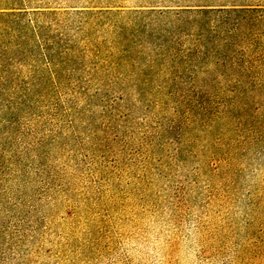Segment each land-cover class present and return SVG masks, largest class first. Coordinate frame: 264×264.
<instances>
[{
    "label": "rangeland",
    "instance_id": "1",
    "mask_svg": "<svg viewBox=\"0 0 264 264\" xmlns=\"http://www.w3.org/2000/svg\"><path fill=\"white\" fill-rule=\"evenodd\" d=\"M194 5L264 0H0L40 27L7 59L23 78L35 42L86 54L69 83L0 94V264H264V78L206 96L89 75L123 26L148 62L161 39L132 10Z\"/></svg>",
    "mask_w": 264,
    "mask_h": 264
},
{
    "label": "trees",
    "instance_id": "2",
    "mask_svg": "<svg viewBox=\"0 0 264 264\" xmlns=\"http://www.w3.org/2000/svg\"><path fill=\"white\" fill-rule=\"evenodd\" d=\"M132 12L153 16L155 32L151 34L161 39L149 52L148 62H131L142 53L128 44L129 35L138 29L123 26L117 35L114 52L118 61L109 65L95 64L88 70L93 78L102 79L108 75L118 80L131 78V87L139 94L154 91L206 96L245 91L264 78V46L253 39L255 27L261 22L264 24V8L194 5L134 9ZM25 15L23 11H0L1 95L15 86L29 94L69 83L76 70H85L76 61L85 56V52L72 47L59 49L51 44L42 49L35 42L33 45L44 62L31 67L27 78H23L7 59L11 54H22L28 39L33 37L34 41L35 34L40 31L37 23L31 25L32 19ZM93 54L96 56V52ZM224 112L229 115L228 109Z\"/></svg>",
    "mask_w": 264,
    "mask_h": 264
}]
</instances>
